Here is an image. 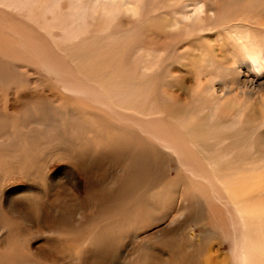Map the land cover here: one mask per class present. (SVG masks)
I'll use <instances>...</instances> for the list:
<instances>
[{
	"label": "bare ground",
	"instance_id": "obj_1",
	"mask_svg": "<svg viewBox=\"0 0 264 264\" xmlns=\"http://www.w3.org/2000/svg\"><path fill=\"white\" fill-rule=\"evenodd\" d=\"M56 1L59 3L62 0ZM67 1L72 11H65L61 15L59 6L51 0H0V30L3 28L6 34L13 35V32L22 36L25 44L34 39L40 44L48 45L53 49L50 57L55 55L54 51L63 53L74 71L71 77L70 73L62 74L54 66L56 72L62 74L56 79L51 80L49 74H42L37 82L26 81L16 69V52L7 49V37L0 32V264L197 263L203 248L192 246L191 237L186 235L192 216L190 191H182L176 208L173 200L160 201L163 193H168L171 187L177 188L176 181L166 182L161 193L157 192L153 196L147 194L153 191V187L147 188L145 183L135 181L141 178L140 175L144 176L145 160L151 158L155 162L156 156L140 150L144 147L145 140L138 129L146 132L147 126L137 119L142 117L143 111H137L141 114L138 116H127L137 108L132 106L133 97L129 98L128 90L132 84L124 81V86H119L121 90L112 91L117 84H123L122 79L109 73L105 67V62L106 66L122 62L126 52L125 45L109 44L101 47L87 38L91 35V30L93 33L97 31L96 23L90 20L98 17L105 19L98 30L106 33L118 12L141 19L147 0ZM193 12L192 16L198 17L203 13L202 7L199 6V10L194 8ZM192 16L185 13L181 19L187 21ZM53 24L57 26L56 33L52 31ZM251 63L255 65L257 61L252 59ZM80 82L94 87V90L89 91L91 94H83V91L80 93L83 86ZM199 83L197 81L193 92L191 90V97L207 94L211 104L207 106V112L203 108L197 111L196 117L203 111L202 115H206L209 121H214V126L211 135L208 133L205 137L202 121L198 122L195 118L194 122L197 124H194L193 114L191 117L187 116L184 128L182 127L183 133H179L181 142L191 143L190 140L193 139L194 148L200 153L207 150L205 140L212 138L213 133L217 135V121L221 116L219 110L222 108L234 115L232 123L228 124L234 132L232 135L229 132L230 135L225 140L227 142L230 136L235 137L232 145L242 141L237 135L242 137L243 130L251 131V125L258 124L261 128L264 124V102H258V108H253L251 103H236L225 97L222 90L219 94L211 85L202 87ZM184 87L182 84V88ZM95 94L97 97L94 98ZM134 98V102L140 101ZM84 101L101 104V108L88 109L83 106L86 104ZM175 108L176 105L169 112ZM120 109L123 112L119 113ZM126 112L128 114L124 116L122 113ZM128 119L138 129L128 123L124 124ZM178 119L179 117L171 119V128L177 130L180 126ZM225 128L227 132L228 127ZM175 139L176 137L166 142L178 154V148L171 145ZM215 148L219 147L216 145ZM131 151V155L135 151L136 156L126 164L122 159L123 153L128 152L130 155ZM157 154V160L165 162L170 158L166 151H157ZM237 156L226 153L220 157L237 160ZM55 165L57 167L51 172ZM57 173L61 175H55ZM238 176V171L229 173L227 169L225 173L212 176L214 183L226 192L230 200L227 202L229 206L239 202L234 196L237 193L234 182ZM81 180L84 182V190L81 189ZM8 181H23L28 186H23L22 190L5 201L3 193ZM131 187L134 188L131 193L133 198L128 200L126 195L129 196L127 192H130ZM150 197L152 201L144 202ZM263 204L247 202L244 210L236 207L237 216L241 220V225H237V228L245 229L242 233L245 237L241 239L242 248L239 254H235L237 264H264V244L262 245L261 240L253 241L249 235V239H245L248 228L253 229L259 221L261 228L264 223ZM158 224H162L163 228L157 230ZM164 233L171 240L152 244L153 238ZM234 235L237 236V232ZM164 248L170 250V255L166 258L161 253ZM219 263L221 262L218 260L213 264Z\"/></svg>",
	"mask_w": 264,
	"mask_h": 264
},
{
	"label": "rangeland",
	"instance_id": "obj_2",
	"mask_svg": "<svg viewBox=\"0 0 264 264\" xmlns=\"http://www.w3.org/2000/svg\"><path fill=\"white\" fill-rule=\"evenodd\" d=\"M51 1L59 6L61 15L65 11H72V8L68 7L69 2L67 0H62L59 3L56 0ZM199 6L202 7L203 13H200L198 17H193L194 8L199 10ZM119 13L111 21L113 25L111 24L106 33L101 29L98 30L105 19L98 17L90 20V22L96 23L97 31L93 33L91 30V35H88L87 38L101 47L109 44L125 45L126 52L122 62L118 64L109 63L107 66L105 62V67L109 73L122 79L121 83L123 84H117L115 88H112V91L121 90L119 86H124V81L132 84L128 90L129 98L133 97L132 106L137 108L129 112L130 115L127 112L122 114L134 117L141 115L137 111H143L142 117L137 120L150 127L149 129L145 127L146 132L141 131L133 125L130 119H128L129 121L125 120L124 124L128 123L142 134V139L145 142L143 149L140 150L153 157L156 156L155 162L151 158L145 160L144 176L143 174L140 175L141 178H137L135 181L139 180V183H145L147 188L153 187L154 192L147 193L151 196L157 192L160 194L161 188L166 182L176 181L177 188L171 187L168 193H163L160 200L161 202L174 201L173 206L175 207L179 206L182 191L188 189L192 195L191 202L193 203L191 205L192 216L190 215L191 220L186 235L191 237L192 246L197 245L203 248V253L199 255L197 263L195 261L193 263L213 264L214 261L218 262L219 260L221 262L219 264H237L238 260L235 254H239L242 248L241 239L245 237L242 234L245 229L237 228V225H241V220L239 215L237 216L236 207L239 206L244 210L247 202H258L259 205L264 203V124L261 128L258 124L251 125V131L245 130L244 132L243 130L242 137L237 135L242 141L232 145V139L235 137L230 136V140L227 142L225 140L230 133L232 135L234 132L231 125H228L232 123L234 115H231L226 108H222L221 111L219 110L221 116L217 121V135L213 133L212 138L205 140V146L208 149L204 150L203 153L194 148L193 139L190 140L191 143L183 140L182 143L179 135L183 133L184 119L191 117L192 114V123L197 124L195 123L196 119L198 122L202 121L205 137L208 133L211 135L214 121H209L206 115H202L203 111L201 115L197 116L198 118L196 117L197 111L203 108L207 112L209 110L207 106L211 104L207 94L202 93L200 96L191 97L197 81L202 87H206L207 84L211 85L216 93L221 94L222 92L225 97L236 103H251L253 108H258V102H264V0H147L141 19ZM185 13L193 17L187 19L189 22L181 19ZM48 17H50L49 14ZM56 27V24H53L52 31L55 33L57 32ZM0 32H3L2 36L7 37V49L16 52V59L18 60H15L17 62L15 65L18 66L16 69L20 71L22 78L26 81L37 82L42 74H49L48 77L51 80L56 79L58 75L65 74V72L70 73L71 77L74 74L73 69H71L73 68L71 62L63 53L58 54L54 51L55 55L50 57L49 54L53 53V49L48 45L40 44L34 39L27 45L22 41V36L19 37L13 32L11 33L13 35L6 34L3 28ZM30 43H34V46ZM29 47L31 50L33 48V51L29 50ZM34 50H38V53L35 51L34 54ZM61 56L63 57L61 58ZM252 59L257 61L255 65L251 63ZM33 60L35 61L33 62ZM54 66L62 74L56 72ZM76 77L78 76L76 75ZM80 84L83 85L80 88V93L83 91V94H91L89 91L94 90L90 84L85 85L82 82ZM182 84L185 85L184 88H182ZM96 94L93 95L94 98L97 97ZM80 96L82 97V95ZM134 97L140 101L134 102ZM84 102L86 104L83 106L88 109L101 108V104H95L93 101ZM174 104L176 108L169 112V109L175 107ZM191 110L193 111L189 112ZM118 112L123 111L120 109ZM214 114L217 115V113ZM178 117L180 126L177 127V131L173 127L171 128L172 123L170 121ZM113 118L116 119V117ZM224 126L228 127V134ZM209 128L210 130H208ZM172 129L176 133H173ZM222 129L224 130L222 131ZM175 137L176 139L171 145L178 148L179 152L177 151V153L179 155L166 142V140H172ZM216 145L219 148H215ZM157 151H166L170 158L167 157L168 160L165 162L157 160L159 159ZM131 153L132 151L130 155L128 152L123 153L122 159L126 161V164L128 160L130 163L136 156L134 155L135 151L132 155ZM226 153H232L233 156L238 155L237 160L220 157ZM56 167L57 165L53 166L51 172ZM157 167L158 169H156ZM225 169L229 173L239 172L238 179L234 182L237 188V193L234 196L239 202L232 206L227 205L230 200L226 192L221 186L218 187L214 183L215 179L212 178L217 173H225ZM55 175L60 176L61 174ZM51 180H53V176H51ZM6 184L5 193H3L5 201L6 198L9 199L16 195L23 186H28L23 181H8ZM80 185L81 189L84 190L82 180ZM133 189L131 187L130 192H127L129 196L126 195V198L128 200L133 198L131 197ZM25 190L22 191L23 194ZM150 201H152L151 197L144 202ZM156 228L157 230L163 228L162 224ZM235 232H237V236L234 235ZM241 234L242 236H240ZM166 235L167 233H164L156 239L153 238L152 244L171 240ZM245 235H247L245 239L250 236L249 238L253 241L261 240L263 245L264 223L261 224L260 228L259 221L253 229L248 228ZM161 253L166 258L170 255V250L164 248Z\"/></svg>",
	"mask_w": 264,
	"mask_h": 264
}]
</instances>
